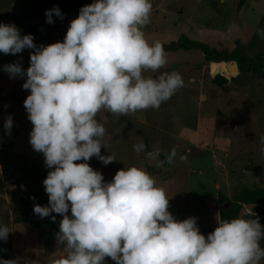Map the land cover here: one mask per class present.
I'll use <instances>...</instances> for the list:
<instances>
[{
  "label": "clouds",
  "instance_id": "1",
  "mask_svg": "<svg viewBox=\"0 0 264 264\" xmlns=\"http://www.w3.org/2000/svg\"><path fill=\"white\" fill-rule=\"evenodd\" d=\"M152 8L150 0H94L70 21L62 42L39 47L31 34L0 23V52L33 50L26 70L19 62L3 68L10 77H26L29 142L49 169L43 180L48 204H35L33 211L53 221V213L61 216L55 235L64 254L49 264H104L106 258L115 264H260L264 225L258 217L217 220L205 235L195 217L178 220L169 212L165 190L145 169L123 167L105 181L88 163L92 157L104 165L116 160L101 155L102 109L115 115L158 109L183 87L180 73L160 71L167 65L162 42L146 38ZM53 14L62 18L54 7L46 10V22L53 23ZM257 35L264 38V29ZM4 128L10 134L11 115ZM175 155L173 149L167 163ZM9 232L0 224V240Z\"/></svg>",
  "mask_w": 264,
  "mask_h": 264
},
{
  "label": "rangeland",
  "instance_id": "2",
  "mask_svg": "<svg viewBox=\"0 0 264 264\" xmlns=\"http://www.w3.org/2000/svg\"><path fill=\"white\" fill-rule=\"evenodd\" d=\"M10 1L0 0V23L14 24L20 30L34 19L41 40L35 41L39 38L32 36L37 47L63 41L64 25L48 23L46 17L28 16L27 11L24 12L25 0H19L15 8L6 6ZM239 1L150 0L153 8L151 22L144 28L146 38L149 42L169 43L184 34L217 51L227 50L224 44L227 38L231 41V36L226 30L234 34L239 26L236 14ZM50 8L51 4L46 10ZM52 18L58 21L61 17L53 14ZM245 19L250 23L258 22L257 30L264 29V0H252ZM70 21L67 17L64 23ZM57 30L62 33L55 35ZM239 36L240 42L227 51L242 49L249 56L264 55V38L257 35V31L250 39L245 32ZM32 51L24 49L16 55L0 52V64L19 62L26 70ZM165 54L167 65L160 71L180 73L183 87L158 109L127 115H115L102 109L97 114L98 121L106 129L101 155H114L116 160L104 165L92 157L88 163L102 173L105 181H111L115 172L123 167L135 165L145 169L166 191L169 212L178 220L195 217L201 233L207 235L217 226L218 220L216 210H206L209 197L223 196L218 206L225 207L232 195L244 187H252V190L264 187V143L261 142L264 137V82L258 71H240L223 86L215 87L208 96L207 90L201 87L209 80L212 82L214 68L223 70V64L206 60L205 64L210 62V65L206 73L200 74L199 50L179 49L165 51ZM25 79L24 76L10 77L0 68V224L7 225L10 230L7 240H0V264H49L64 254V247L56 240L58 227L31 224V221L52 219L41 218L33 211L35 204H48L43 180L49 169L43 154L35 151L29 142L32 124L23 104L29 94V90L22 87ZM201 95H206L208 101H197ZM9 115L12 117L10 134L4 128ZM204 126L209 128V133ZM141 142L144 150L134 151L133 146ZM173 149L176 155L169 164L167 157ZM181 156L186 159L181 161ZM158 161H164L162 166H158ZM201 166L203 172L199 173ZM164 179L174 180L176 186L164 188ZM214 183L220 185L219 189L214 188ZM246 212L251 213L249 209ZM53 215L55 221L61 220L60 215ZM254 217L264 225L262 211ZM261 246L264 247V240ZM104 264H109L106 259ZM260 264H264V260Z\"/></svg>",
  "mask_w": 264,
  "mask_h": 264
},
{
  "label": "trees",
  "instance_id": "3",
  "mask_svg": "<svg viewBox=\"0 0 264 264\" xmlns=\"http://www.w3.org/2000/svg\"><path fill=\"white\" fill-rule=\"evenodd\" d=\"M94 0H70L65 3L60 4V10L62 13H66L70 16L71 20L78 16L79 10L81 7L87 4L93 3ZM56 3L52 0H26V5L29 9L28 16L32 11L43 12L46 9V5ZM55 5V4H54ZM32 14V13H31ZM38 31L37 23L33 22L28 26L20 27V34H36ZM67 31V30H66ZM64 33V36L66 34ZM165 51H176L179 49L185 50H199L205 54V58L208 61L218 62L219 64H224L225 61L230 59H235L238 61L241 72H250V71H258L263 78L264 82V55L258 54L254 56L247 55L242 49H235L233 51H217L214 48L209 47L207 44L199 41L190 39L186 35L182 34L178 40L172 41L169 43H162ZM227 79L219 74H216L212 78V82L217 85H222L226 83ZM219 200L223 201V198H219ZM221 201V202H222ZM252 202H264V187L255 188V189H246L244 188L238 193H234L232 195V200L229 205L222 207L218 211V220L222 219H232L237 216L238 209L244 203H252ZM262 211L264 213V206H256L249 209V212ZM247 212L244 213L245 217ZM60 221H52V220H38L31 221L32 226H56L59 227ZM109 264H115V261L110 258H106Z\"/></svg>",
  "mask_w": 264,
  "mask_h": 264
},
{
  "label": "crops",
  "instance_id": "4",
  "mask_svg": "<svg viewBox=\"0 0 264 264\" xmlns=\"http://www.w3.org/2000/svg\"><path fill=\"white\" fill-rule=\"evenodd\" d=\"M18 2H19V0H11L10 2H9V5L8 4H6V6L7 7H9V8H15L16 6L15 5H18ZM65 1H60V3H59V1H57L56 3H54V4H51L52 5V8H50V9H53L54 7H60V4L62 3H64ZM252 2V0H240L239 1V3L237 4V7H236V14L239 16V22H238V24H239V26H238V28H237V31L234 33V34H231V31H230V29H227L226 30V33H227V35H230L231 37V41H229V39L227 38L226 39V44H224V48L225 49H227V50H231V49H233L234 47H236V45H237V41H239L240 42V39H239V35L240 34H242L243 32H245L246 33V37L248 38V39H250L253 35H254V33H256V31H257V28H258V22H255V23H250V22H247L246 21V19H245V13H246V11H247V9H248V7H249V5H250V3ZM24 4H26V0L24 1ZM25 6V5H24ZM27 6V5H26ZM47 6L48 5H46V8H47ZM60 9V8H59ZM27 11V15H28V11H29V9H28V7L26 8V10L24 11V12H26ZM61 11V10H60ZM226 11H227V9H226ZM45 12H46V9L43 11V12H37V11H32L31 13L32 14H29V16L30 15H34L35 16V18H40V16L41 17H46L45 16ZM61 13H62V11H61ZM64 14V17H62V18H60V19H57L58 21H54V19H53V22H59V23H61L62 25H64L65 26V28H66V30L68 29V26H69V24L67 23V24H65L64 23V21H65V18H67V17H69V19H71L70 18V16L68 15V14H66V13H62V15ZM55 15V14H54ZM57 17V16H56ZM32 22H35V20L33 19L32 20ZM233 21H230V23H232ZM38 25V24H37ZM58 32H56V34L55 35H59L60 33H62V32H59V30H57ZM33 37H38V35H39V29H38V31H37V33L36 34H31ZM63 35H64V32H63ZM23 36V35H22ZM188 37V36H187ZM39 38V37H38ZM35 41H41L40 40V38L39 39H34ZM194 40H196V39H194ZM200 58L202 59V61H201V63H200V67H199V69H198V72L200 73V74H204V73H206V71H207V66L208 65H210V62H209V64L207 65V64H205V61L207 60L206 58H205V54L203 53V52H201L200 51ZM208 61V60H207ZM3 64H0V68H3ZM217 67V66H216ZM216 67L214 68V70H213V72H212V74H214V72H215V69H216ZM239 68H240V66H239ZM204 72V73H203ZM240 73V72H239ZM239 73H237V74H239ZM199 74V75H200ZM236 74V75H237ZM216 75V74H215ZM235 75V76H236ZM211 76V75H210ZM212 77V76H211ZM232 77H234V76H232ZM231 77V78H232ZM199 79H202L201 77H198ZM192 79V78H191ZM227 83V82H226ZM225 84V83H224ZM215 85H217V84H215ZM218 86H223V84L222 85H217V86H214V84H212V82H210V80H209V83L208 84H206V85H204V87H201V89L202 90H204V89H206L207 90V92H208V96H210V94H209V92L210 91H215V87H218ZM197 101H208L207 100V96L206 95H201V98H199V100H197ZM208 124H206V126H207ZM206 126H204V130H206V129H208V133H209V128L208 127H206ZM203 167L201 166V168L199 169V173H201V172H203V169H202ZM251 182H249V184H250ZM167 186V187H166ZM174 186H176V182L174 181V180H172V181H170V180H166V179H164V188H173ZM219 187H220V185L218 184V183H214V188L215 189H219ZM244 188H246V189H252V187H244ZM166 192V191H165ZM222 198H223V196H222ZM209 199H210V201L207 203V205H206V210H216V212H217V214H218V211H219V209L220 208H222V207H220V205L218 206V202L219 203H221V201L219 200V197H217L216 196V194H214L213 196H211V197H209ZM224 199V198H223ZM231 200H232V197H231V199H230V202H231ZM229 205V204H228ZM224 207V206H223ZM182 208V207H181ZM245 212H246V210H245ZM244 212V213H245ZM243 213V214H244ZM252 213V215H253V217H254V215L255 214H257L258 213V211H256V212H251ZM251 213H249L248 215L250 216L251 215ZM254 218H256V217H254ZM59 228V227H58ZM210 228V227H209Z\"/></svg>",
  "mask_w": 264,
  "mask_h": 264
},
{
  "label": "water",
  "instance_id": "5",
  "mask_svg": "<svg viewBox=\"0 0 264 264\" xmlns=\"http://www.w3.org/2000/svg\"><path fill=\"white\" fill-rule=\"evenodd\" d=\"M240 72L239 63L235 59H230L228 61H225V64H223V70L219 69V67H216L215 74H219L223 77H225L227 80H229L232 76H235L237 73ZM256 206H264V202H252V203H244L240 206L237 212V216H240L242 213L245 212L247 209H251Z\"/></svg>",
  "mask_w": 264,
  "mask_h": 264
}]
</instances>
